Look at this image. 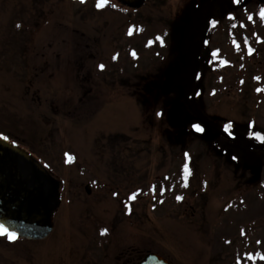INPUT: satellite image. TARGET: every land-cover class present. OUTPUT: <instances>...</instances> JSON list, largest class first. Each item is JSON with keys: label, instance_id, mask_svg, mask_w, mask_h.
<instances>
[{"label": "rangeland", "instance_id": "374dc122", "mask_svg": "<svg viewBox=\"0 0 264 264\" xmlns=\"http://www.w3.org/2000/svg\"><path fill=\"white\" fill-rule=\"evenodd\" d=\"M261 7L0 0V133L61 194L45 239L0 236V264H139L150 252L172 264H264V148L224 140L196 117L264 135Z\"/></svg>", "mask_w": 264, "mask_h": 264}, {"label": "water", "instance_id": "95a60500", "mask_svg": "<svg viewBox=\"0 0 264 264\" xmlns=\"http://www.w3.org/2000/svg\"><path fill=\"white\" fill-rule=\"evenodd\" d=\"M129 8H140L144 0H117ZM263 1L264 0H260ZM197 117L209 129L226 140L219 123L208 120L201 112ZM237 142L250 149H262L264 143L237 136ZM85 191L89 192L88 186ZM59 181L36 161L29 152L11 141L0 140V223L19 237L44 239L53 229V213L60 205ZM140 264H171L156 253L146 254Z\"/></svg>", "mask_w": 264, "mask_h": 264}, {"label": "snow or ice", "instance_id": "6c2138e0", "mask_svg": "<svg viewBox=\"0 0 264 264\" xmlns=\"http://www.w3.org/2000/svg\"><path fill=\"white\" fill-rule=\"evenodd\" d=\"M85 0H81V3H84ZM231 3H235V4H240V0H230ZM106 7H111L112 9H117V10H120L118 8V4L117 3H113L111 2V0H95V8L96 9H99V10H103L105 9ZM197 9L200 7L199 4L196 5ZM123 11H127V9H122ZM258 16H259V19L264 21V7H261L259 9V12H258ZM229 20H233V19H237V17H234L232 16L231 14L229 15ZM247 20L249 22L253 21V15L252 14H249L247 16ZM210 23L215 26L219 23L218 20L216 19H213L210 21ZM241 27H245L246 25H243L241 24L240 25ZM17 27H20V25H17ZM235 27V25L233 26ZM133 34V31L132 29L130 28L128 30V35L131 36ZM156 40H158L161 45H163L164 41H163V38L161 36H156ZM152 42L149 41V44H151ZM207 43V42H205ZM245 43H247V41H245ZM249 51V54H251L252 52V49L249 48L248 49ZM130 55L136 59L137 58V53L133 50ZM213 55H216V53L214 52ZM118 58V54L117 55H114L112 57L113 60H116ZM98 68L103 71L105 69V65L104 64H99L98 65ZM257 80L260 79V77H256ZM257 91H261V89H257ZM198 95V93H195ZM159 115V113H158ZM192 128L197 132V133H202V134H207V131H206V128L204 126L201 125V123H193L192 125ZM252 128V124L250 123L248 125V129ZM248 129H245L244 131H236L234 130L233 128V125L232 123H226V124H223L222 125V132L223 134H225L227 137H230L233 141L236 140L237 136L239 137H243L245 134H247L250 138H254L256 140H260V141H264V135L261 134V132H255V131H249ZM0 140H5V141H8L9 140V137L7 135H3L2 133H0ZM11 143H15L14 141H11ZM66 156H68V154H65ZM184 156L187 158L188 157V153H184ZM68 159L71 160L72 157L71 156H68ZM232 159H236L235 156L232 157ZM184 184L183 186L184 187H187V176L189 174V170H188V165L185 164L184 166ZM150 191H152L153 193L156 192V188L155 187H152L150 189ZM142 193V190L140 189H137L136 191L132 192L128 199L129 200H135L138 195H140ZM118 195V193L116 192H113V196H116ZM176 200L177 201H180L182 200L183 198L179 195H177L176 197ZM161 203H163V201H160ZM125 208H127V214H131V208L128 206V205H125ZM107 229H102L101 230V235H105L107 233ZM241 234L243 235L244 234V231L243 229H241ZM0 236H4L6 237L9 241H15L18 237H17V233L15 231H11L9 230L8 227H6L3 223H0ZM257 244L260 243V241H256ZM257 256H259V258L261 260H264V255H260L259 253H257ZM246 258L249 259V260H255L256 259V256H253L251 253H248L246 254ZM236 264H242L241 260L239 258H237V261H236Z\"/></svg>", "mask_w": 264, "mask_h": 264}]
</instances>
